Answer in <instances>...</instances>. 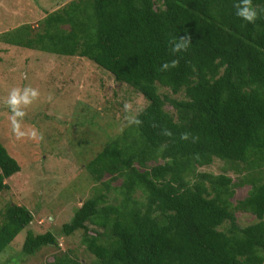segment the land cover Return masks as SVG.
<instances>
[{"label": "trees", "instance_id": "1", "mask_svg": "<svg viewBox=\"0 0 264 264\" xmlns=\"http://www.w3.org/2000/svg\"><path fill=\"white\" fill-rule=\"evenodd\" d=\"M239 3L71 0L35 29L7 34L11 44L84 57L146 102L132 117L141 123L128 124L84 165L101 187L58 230L80 233L90 260L64 242L62 249L49 230L26 229L22 255L50 246L42 264H264V12L248 23L235 14ZM252 4L264 10V0ZM182 36L191 37L187 51L172 54L169 41ZM173 59L176 68L160 71ZM214 160L222 172L198 170ZM239 163L246 173L233 182L225 171ZM18 170L0 143V191ZM118 178L111 189L119 196L107 200L103 191ZM244 183L246 195L232 203ZM237 211L256 221L239 226ZM31 220L25 206L4 202L0 264L11 261L6 247Z\"/></svg>", "mask_w": 264, "mask_h": 264}, {"label": "rangeland", "instance_id": "2", "mask_svg": "<svg viewBox=\"0 0 264 264\" xmlns=\"http://www.w3.org/2000/svg\"><path fill=\"white\" fill-rule=\"evenodd\" d=\"M69 1L0 0V143L19 165V170L5 180L7 190L0 191V210L4 202H16L32 214V220L6 247L8 251L11 249V261L7 264H42L41 254L55 251L50 246H41L32 254L22 255L20 247L26 229L32 233L49 230L56 234L62 249L64 243L68 244L76 249L74 253L82 261L90 260L79 243L80 233L63 237L58 236V230L80 202L101 187L91 180L84 165L108 140L121 133L129 124L128 119L146 104L141 95L114 81L84 57L57 56L5 40L20 25L28 24L35 29L47 12ZM24 87L37 89L39 96L26 106L21 104L25 112L21 130L25 133L38 130L43 135L39 141L28 135L17 138L12 131V113L5 101L13 88ZM126 103L131 105L127 113ZM223 165L221 160H214L198 170L217 174L222 172ZM238 168L225 171L233 182L245 176L241 163ZM108 177L106 174L102 180ZM120 180L112 181L103 191L107 200L119 196L117 189L112 192L111 188L118 186ZM248 189L246 183L236 186L229 200L233 203L243 198ZM235 216L239 226L256 221L249 213L237 211Z\"/></svg>", "mask_w": 264, "mask_h": 264}, {"label": "clouds", "instance_id": "3", "mask_svg": "<svg viewBox=\"0 0 264 264\" xmlns=\"http://www.w3.org/2000/svg\"><path fill=\"white\" fill-rule=\"evenodd\" d=\"M237 5H241L237 7ZM234 5L236 8V15L241 18L242 20L248 23H255L260 16V12H264V10H257L256 7L253 6L252 0H240V3ZM191 43L190 36H182L178 39L174 38L173 40L169 41L170 45V52L172 54H178L184 51H187L189 45ZM179 64V61L173 59L171 61H166L160 66V71H169L173 68H176ZM39 96V92L37 89L31 87H24L23 89L20 88H13L8 95L7 100L5 101L8 108L11 110V123H12V131L17 136V138H21L25 135L32 140L39 141L43 139V135L38 132V130L33 129L30 133H25L21 130L20 121L25 116V112L22 110L21 104L28 105ZM125 112L131 111V105L126 103L124 105ZM129 124H136L139 125L141 121L135 118L128 119ZM166 135H171L170 132H165ZM189 134L183 133L181 135V139H188Z\"/></svg>", "mask_w": 264, "mask_h": 264}]
</instances>
